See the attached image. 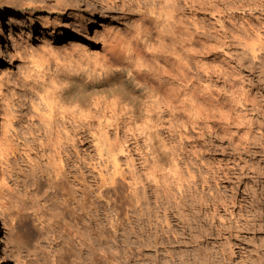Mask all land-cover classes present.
Wrapping results in <instances>:
<instances>
[{
  "label": "rangeland",
  "instance_id": "obj_1",
  "mask_svg": "<svg viewBox=\"0 0 264 264\" xmlns=\"http://www.w3.org/2000/svg\"><path fill=\"white\" fill-rule=\"evenodd\" d=\"M8 9L9 264H99L100 222V264H264V0H0V23ZM109 63L147 85L140 114L107 90L60 96Z\"/></svg>",
  "mask_w": 264,
  "mask_h": 264
},
{
  "label": "bare ground",
  "instance_id": "obj_2",
  "mask_svg": "<svg viewBox=\"0 0 264 264\" xmlns=\"http://www.w3.org/2000/svg\"><path fill=\"white\" fill-rule=\"evenodd\" d=\"M9 10V12H8V14L5 16V17H7L8 19L6 20V21H4V23L2 22V23H0V37H2V35H3V26L4 25H6V26H10L11 24H12V20L13 19H15V13L13 12V11H11V9H8ZM41 14V13H40ZM43 14V13H42ZM39 15V17L38 18H40V19H42V21H41V23H43V24H46V23H44V22H46V20H48V16L47 15ZM44 20V21H43ZM90 24H93V23H95V19L94 18H92V19H90ZM74 25L73 26H75V28L77 27V29H78V26H79V23L78 22H74L73 23ZM142 29H145V28H142ZM173 31H174V29H173ZM143 32V34H144V31H142ZM146 32V31H145ZM148 32H150V31H148ZM156 32V31H155ZM151 33H153V32H151ZM175 33V32H174ZM155 34V33H154ZM157 34V33H156ZM161 33L159 32L158 33V35H160ZM170 34V33H169ZM172 34V33H171ZM158 35H152V34H150V36L148 37V39L149 40H156L157 38H159V37H156V36H158ZM161 35H163V34H161ZM172 35H174V34H172ZM180 35V34H179ZM170 36V35H169ZM163 38H165L166 37V35H164V36H162ZM162 37H160V38H162ZM176 37V36H175ZM177 38V37H176ZM180 38V37H179ZM171 39H172V37H171ZM173 39H174V36H173ZM178 39V38H177ZM176 39V40H177ZM182 39H184V38H182ZM181 39V40H182ZM166 40V39H165ZM165 40H163V42L165 41ZM179 40V39H178ZM180 40V41H181ZM157 41V40H156ZM155 41V42H156ZM158 41H160V39H158ZM162 41V40H161ZM166 41H168V40H166ZM170 41V40H169ZM173 41V40H172ZM171 42V41H170ZM174 42V41H173ZM153 43H154V41H153ZM153 43H150V45L151 44H153ZM165 43V42H164ZM167 43V42H166ZM182 43V42H181ZM180 43V44H181ZM154 45V44H153ZM165 45V44H164ZM172 45V44H171ZM160 46H161V44H160ZM174 46V45H173ZM183 46V45H182ZM163 47H165V46H163ZM168 48V47H167ZM166 48V49H167ZM163 50V49H162ZM164 50H165V48H164ZM191 50V49H190ZM194 50H196V49H194ZM127 51V50H126ZM171 51H172V49H171ZM189 51V50H188ZM187 51V52H188ZM115 52V51H114ZM128 52V51H127ZM126 52V53H127ZM164 52V51H163ZM165 52H166V50H165ZM111 53V52H110ZM132 53V52H131ZM171 53V52H170ZM152 54H153V52H152ZM118 55V54H117ZM124 55V54H123ZM130 55V54H129ZM168 55V54H167ZM119 56V55H118ZM129 57V56H128ZM118 58V57H117ZM125 58V57H124ZM123 60V59H122ZM169 60V59H168ZM177 60V59H176ZM125 61V60H124ZM174 62H175V60H174ZM179 62V61H178ZM108 63V62H107ZM110 63H112V62H110ZM107 64L106 66H104V69H103V66L102 67H100V68H102V71H100V69H99V71L100 72H97L98 74H95L93 77L94 78H92V79H94V81H89L88 79H90V77L88 78V79H86V78H83V77H77L76 78V76L75 77H73L72 79H71V81H70V84L68 85V86H65L64 87V85L62 86V87H64V88H59V89H61L62 91V94H60V96H63L64 97V100H65V98H69V99H71V100H77V101H75L76 103H75V105L78 103L79 104V102H80V104L81 105H83L84 107L83 108H85V106L86 105H88V103L90 102V100H91V98L93 99V95H94V93H96L97 91H101V90H107L108 92H110L112 95H115L116 93H118V94H120V96H121V98L123 99V100H125V101H123V102H125L127 105L129 104L131 107L130 108H132V110L136 113V115L137 114H140V111H141V105H142V103L144 102L143 100V97H144V92H145V87L147 86H145V87H143V86H137L136 84H135V82H134V79L136 78V75L134 76V73H133V71H132V69H130V68H126L125 66L124 67H120V68H116V67H114V64L113 65H111V64ZM173 63V62H172ZM171 63V64H172ZM180 63H182V62H180ZM105 64V63H104ZM170 64V65H171ZM183 64V63H182ZM181 64V65H182ZM122 65V64H121ZM124 65H126V64H124ZM128 65H129V63H128ZM174 65V64H173ZM180 65V64H179ZM119 67V66H118ZM171 67V66H170ZM173 67V66H172ZM177 68V67H176ZM182 68V67H181ZM134 70V69H133ZM172 70H174V69H172ZM178 70V69H177ZM180 70V69H179ZM183 70V69H182ZM181 70V71H182ZM80 71V70H79ZM174 71H176V70H174ZM135 72V71H134ZM185 72V71H184ZM184 72H183V74H184ZM75 73V72H74ZM80 73V72H79ZM176 73H177V71H176ZM179 73H181L180 71H179ZM85 74V73H84ZM88 74V73H87ZM93 74H94V72H93ZM92 73H91V75H93ZM77 75V74H76ZM81 75V74H80ZM89 75H90V73H89ZM147 75V74H146ZM171 75V74H170ZM78 76H79V74H78ZM183 76V75H182ZM140 77V76H139ZM147 77V76H146ZM153 79V78H152ZM151 78H150V81L152 80ZM63 80V79H62ZM136 80V79H135ZM145 80H146V78H145ZM148 80H149V78H148ZM149 81V82H150ZM62 83H64V80L63 81H61ZM66 82V81H65ZM68 82V81H67ZM146 82V81H145ZM138 83H139V81H138ZM67 83H65V85H66ZM148 84V83H147ZM152 85V84H151ZM151 85L149 86V87H151ZM153 86V85H152ZM148 89V88H147ZM146 89V90H147ZM152 91V90H151ZM147 92V91H146ZM145 92V93H146ZM149 92V91H148ZM58 93H59V91H58ZM114 93V94H113ZM97 94V93H96ZM117 95V94H116ZM119 96V97H120ZM66 99V102L68 101H70L69 99L67 100ZM143 99V100H142ZM79 101V102H78ZM92 101V100H91ZM122 101V100H121ZM143 101V102H142ZM69 103H72V102H69ZM74 103V102H73ZM124 103V104H125ZM79 104V105H80ZM78 105V106H79ZM79 106V108H81L82 106ZM54 181L52 180V183H53ZM81 193L82 194H84V195H86V193H87V191L85 190V189H82L81 190ZM82 197H83V199H85V197L82 195ZM99 199V201H101V199L100 198H98ZM82 203V202H81ZM80 205H82L81 207H83V206H86L85 204H80ZM98 208H97V210H98V212H100L99 210H101V205L99 204L98 206H97ZM96 208V207H95ZM97 212V213H98ZM76 213V212H75ZM100 214V213H99ZM82 215V214H81ZM100 216H102V215H99V217L98 218H100ZM74 218H76V215L74 216ZM73 218V219H74ZM97 218V219H98ZM78 219H79V217H78ZM100 220H101V218H100ZM99 220V221H100ZM64 224H66V223H64ZM99 228V230H98V233L96 234L97 235V240H98V247H99V249H97V248H94V247H96L95 245H94V247L92 246V248L90 247L91 245H89V244H87L88 245V249H86L87 250V252H92V249L94 248V250L96 251V249H97V256H98V260H99V264H100V260L102 259V261H103V258H102V256H103V253H102V224H101V222H100V224H99V226H98ZM65 232V231H64ZM0 236H1V234H0ZM96 240V241H97ZM84 241V240H83ZM4 242H5V240H4V237H1L0 238V264H9V257H8V255H7V253H6V251L4 250V247H3V244H4ZM65 242V241H64ZM96 243V242H95ZM70 244V243H69ZM91 244V243H90ZM82 245V244H81ZM67 246V245H66ZM65 246V247H66ZM70 248V246L68 245V249ZM68 249H66L68 252H70V250H68ZM73 249V248H72ZM71 249V250H72ZM72 252H73V250H72ZM62 254V253H61ZM60 254V255H61ZM63 255V254H62ZM92 255V254H91ZM62 257V256H61ZM94 258H96V257H94ZM92 262V261H91Z\"/></svg>",
  "mask_w": 264,
  "mask_h": 264
}]
</instances>
